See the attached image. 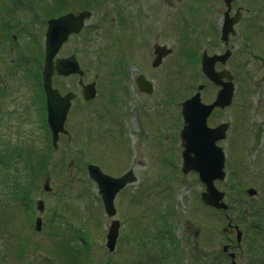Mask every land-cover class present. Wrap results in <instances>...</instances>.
Segmentation results:
<instances>
[{
  "label": "rangeland",
  "instance_id": "374dc122",
  "mask_svg": "<svg viewBox=\"0 0 264 264\" xmlns=\"http://www.w3.org/2000/svg\"><path fill=\"white\" fill-rule=\"evenodd\" d=\"M18 1L19 11L29 8L9 24H29L30 36L26 27L20 30L22 43L30 42L24 56L34 50L42 69L52 1ZM86 1L92 16L59 56L74 53L86 70L83 82L95 80L97 94L82 106L79 76L55 79L62 91H75L78 100L65 122L69 134L60 136L51 154L50 191L43 188L45 177L36 178V188L26 182L23 162L51 141L37 106L41 81L37 88L21 71L0 100V264H210L226 243V221L222 212L202 202L204 185L198 174L182 172L181 102L202 82V100L211 102L216 96L218 86L201 71L200 55L203 49L209 54L224 49L212 28L223 24L226 8L222 0ZM236 4L248 11L243 10L238 33L231 38L235 46L227 61L235 94L229 107L210 115L208 124L230 122L220 142L226 177L215 185L231 205L223 210L238 216L249 234L242 248L255 249L264 245V236L252 233L254 224L264 229V67L249 53L264 58V0ZM156 44L172 52L155 67ZM140 73L152 82V93L138 90ZM258 124L263 132L254 147ZM90 163L112 176L128 169L136 176L116 194L113 217L105 213L97 185L88 176ZM249 187L257 193L248 195ZM39 199L44 201L42 212L36 209ZM36 216L42 219L40 231ZM112 219L120 221V228L109 250L106 233ZM66 241L72 245L68 249L85 250L70 263L62 253Z\"/></svg>",
  "mask_w": 264,
  "mask_h": 264
},
{
  "label": "water",
  "instance_id": "95a60500",
  "mask_svg": "<svg viewBox=\"0 0 264 264\" xmlns=\"http://www.w3.org/2000/svg\"><path fill=\"white\" fill-rule=\"evenodd\" d=\"M232 1L234 0H224L227 9L224 13L222 26L223 40H227L229 34H235L234 25L239 22L242 15L240 9L234 16L230 15ZM91 14V11L83 10L79 13L71 12L48 20L44 41L45 58L42 84L46 96L47 124L51 131L52 145L55 149L58 147L60 134H68L65 122L76 94L73 91L61 94L53 86L52 76L57 73L62 76L77 74L82 77L84 74V70L81 68L75 54L68 57H58V53L68 37L81 30ZM171 52L172 49L166 45H154L155 57L152 65L159 66L163 58ZM230 55L231 50L229 48L222 54L215 53L212 55L204 50L201 55V70L209 82L218 86L216 96L211 102H204L202 100V90L206 84L199 83L196 91L181 102V115L183 118V126L180 131L182 172L186 174L194 171L198 174V178L204 185V189L200 192L202 202L216 209L227 208V203L224 201L225 192L216 187L215 181L224 180L226 177V153L224 148L218 145V141L227 137L229 122L224 121L216 126H210L208 118L216 108L225 109L233 102L236 89L234 76L227 67L220 71L216 70L215 67L217 62L225 64ZM252 56L255 59H261L264 63V58L261 55L252 53ZM136 83L141 91L153 92L152 82L144 74H139L136 77ZM96 92L95 81L84 84L85 99H92L95 97ZM262 131V125L258 124L254 133V147L260 144ZM87 173L89 178L97 185L105 213L109 217H113L116 214L114 204L116 194L127 184L136 180L133 170L128 169L120 176H112L103 172L99 165L90 163L87 165ZM44 189L51 190L49 176L44 181ZM246 191L250 196L257 193V189L254 187H249ZM36 208L39 212L44 210L43 199L36 201ZM41 224L42 219L38 216L35 220V228L40 230ZM119 228L120 221L112 219L106 233V245L109 250H113L115 247ZM225 230L226 227L223 228L224 232ZM237 239L240 242V230L237 232Z\"/></svg>",
  "mask_w": 264,
  "mask_h": 264
},
{
  "label": "flooded vegetation",
  "instance_id": "af4514ba",
  "mask_svg": "<svg viewBox=\"0 0 264 264\" xmlns=\"http://www.w3.org/2000/svg\"><path fill=\"white\" fill-rule=\"evenodd\" d=\"M20 1L25 2V0H20ZM30 1H33V0H30ZM51 1H52V3L49 6V8H50L49 9L50 10L49 16L50 17L47 19V23H48L49 19L65 15L67 13H71V12L79 13L83 10H89L87 7L88 4H87L86 0H75V1L74 0H51ZM236 1L237 0H234L231 3V9L229 12L231 16H234L237 13L238 9H240L242 15H243V10L248 11V9L244 6H242L241 4H236ZM34 2H35V0H34ZM18 3H19L18 0H0V100L3 98L5 93H7L9 91L8 90L9 84H10V82H12V79H14V76L16 74H18L19 72L23 71V73H24L23 76L25 75L27 80L29 79L31 81H34L35 82L34 84L36 85L37 88L39 86V84H38L39 81H41L42 94H43V97L45 98V112H46L45 119H46V123H47L46 96H45V92H44L43 84H42L43 67H42V69H40L39 65L36 64L38 58H37V55L34 52V50L30 56L28 55L29 57L24 56V50H23L24 45L28 44L30 42L25 43V44L22 43V39H23L22 37H23L24 33L22 35V32H21L22 29L21 28H22V26L26 27V34L31 35L30 27H28L29 24H13V23L9 24L11 22V19L13 20V18H16L20 14L22 15V13L24 11H27L25 9L29 8V6L27 5L28 6L27 8H24L23 11H21L22 9L19 11L20 7H19ZM222 3H223V6H225V8L227 9V6L225 5L224 0H222ZM21 7H22V5H21ZM226 9L223 11V14L225 13ZM89 11L92 12V10H89ZM242 15H241V18H242ZM26 17H27V15H26ZM223 20H224V15H223ZM239 22H240V20H239ZM238 23L234 25L235 34L234 35L229 34L227 40L222 39V26H223V24H221V26L218 29H216L215 24H213L212 29L214 31V34H216L217 37L219 36V38H220V40L224 46V49L223 50H216L212 54H215V53L222 54L227 50V48H229L231 50V55L229 56L227 61L232 57L235 45L232 43L231 38L232 37L234 38L238 33L237 27L241 25ZM47 25L48 24H46L45 31H46ZM85 26H86V24L83 25V27L81 28V30L78 33L71 34L70 36L77 35V34L81 33L84 30ZM243 31H244V29H242V27H241L240 34ZM211 35H212V33H210V36ZM44 37H45V35H44ZM69 37H68V39H69ZM68 39H67V41H68ZM33 41H36V39ZM67 41H65L63 43V45ZM43 45H44V42H43ZM62 46H61V48H62ZM61 48H60V50H61ZM30 50L31 49L28 48L26 51L29 52ZM60 50H59V52H60ZM204 50H206V49H203L202 52ZM252 53L253 52H250L249 54L252 57L253 62L260 63L261 66L264 67L263 61L261 59H255L252 56ZM72 54H74V53H72ZM72 54H70V55H72ZM212 54H210V55H212ZM70 55H68V56H70ZM201 55H202V53H201ZM201 55H200V63H201ZM260 55H262V54H260ZM68 56H59V53H58V57H68ZM227 61L225 64H222L221 62H217L216 66H215L216 70L220 71L224 67L228 68ZM24 62L26 63L25 65H24ZM42 66H43V64H42ZM243 66H247V62L243 63ZM228 69L230 70V68H228ZM83 70H84V74H83V76H84L86 73V70L85 69H83ZM231 73H232V71H231ZM140 74H142V73H140ZM74 75H77V74H74ZM232 75H233V73H232ZM83 76L82 77L79 76L80 79H79L78 84L80 86L81 95L83 98L80 101H81L82 106H85L86 103L88 101L94 99V97L90 100L85 99L84 93H83V87H84V84H86V83L83 82ZM64 77H69V76H62V75L57 74V73H55L52 76L53 86L55 88H57L61 94H65L69 91H73L72 89H70V87L66 88L62 91L60 89V85H55V83H56L55 79L56 78L62 79ZM137 88H138V86H137ZM138 90L140 92H143L139 88H138ZM96 91H97V88H96ZM73 92H75V91H73ZM42 94L39 93V90H38L37 99H41ZM75 94H76V92H75ZM96 94H97V92H96ZM146 94H150V93H146ZM77 100L78 99H77V94H76L75 98L72 100V103H71V106L69 108L68 113H70L74 109L75 103ZM36 103H37V101H36ZM38 110H39V107H38ZM221 110H223V109L216 108L213 112H217V111H221ZM0 111H1V108H0ZM39 113H41L40 110H39ZM67 116H68V114H67ZM0 120H3V118L0 117ZM221 122H224V121L222 120L219 123L215 124L214 126L220 124ZM48 128H49V126H48ZM229 129H230V122H229L228 131H229ZM49 130H50V128H49ZM228 131H227V134H228ZM68 134H69V131H68ZM68 134L61 133L60 136L61 135H68ZM60 136H59V139H60ZM50 138H51V131H50ZM225 139H223V140H225ZM223 140L218 141V145H220V142ZM51 144H52V141H51ZM237 200H238V202L241 201L239 199H237ZM227 208H231V205L228 203H227ZM216 210L219 212H222V215L224 216L225 221H226L225 225L222 227V230L224 227H226V230L224 232L225 236H226V243L222 245L220 253H214L213 254V257L211 258L210 264H254L255 260L259 261L261 264H264V245L256 246L255 249L253 248V246H252V248H249V249L247 247H244V249H243L241 246V242L244 239V237L245 238L248 237L249 234L248 233L246 234L245 230L240 227L239 217L238 216L232 217L230 214L225 212L223 209H216ZM37 217L38 216H36V218ZM260 224L261 223H259L257 225L254 224V227H256V228H253L254 230H252V233H254V238L256 236L257 237L264 236V229L261 227ZM250 225L253 226V224H250ZM41 226H42V224H41ZM239 230L241 231L240 242L237 239V232ZM38 231H40V230H38ZM252 238H251V240L257 241L254 238L253 239Z\"/></svg>",
  "mask_w": 264,
  "mask_h": 264
},
{
  "label": "trees",
  "instance_id": "16d2710c",
  "mask_svg": "<svg viewBox=\"0 0 264 264\" xmlns=\"http://www.w3.org/2000/svg\"><path fill=\"white\" fill-rule=\"evenodd\" d=\"M41 90V94H42V87L40 88ZM38 106H40L39 110L42 113V118L44 119L45 125L48 128V125L46 123V119H45V98L42 97L41 99H38ZM48 131L50 133V130L48 128ZM49 140H51L50 136L48 137ZM48 144L46 146V148H41L39 150H35L36 152L33 153V155H28L24 158L23 162H24V169H25V177H26V182H29L28 184H32V187H37V180L36 178H42V177H46L48 175V173L50 172V163L52 162V158H51V154L53 153V146L51 144V141H47ZM1 161V159H0ZM21 180V179H20ZM21 182V181H20ZM25 182V183H26ZM20 187V186H19ZM16 192L14 195L16 197H19L20 195L17 196ZM174 244V243H173ZM72 245L70 243H68V241H66L64 243V247L62 250V253L68 258L69 263L71 261H73V259H75V253L80 254L81 252H85V250L83 248H75V249H68V247L70 248ZM77 246V245H76ZM83 249V251H82ZM70 250V251H68ZM67 260V261H68ZM74 263V262H72ZM76 264V263H75Z\"/></svg>",
  "mask_w": 264,
  "mask_h": 264
}]
</instances>
